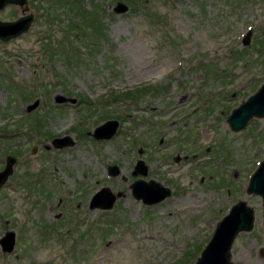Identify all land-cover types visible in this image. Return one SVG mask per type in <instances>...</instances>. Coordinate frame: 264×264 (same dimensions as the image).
<instances>
[{
  "label": "rangeland",
  "instance_id": "obj_1",
  "mask_svg": "<svg viewBox=\"0 0 264 264\" xmlns=\"http://www.w3.org/2000/svg\"><path fill=\"white\" fill-rule=\"evenodd\" d=\"M72 1L27 0L29 29L0 42V169L6 155L16 159L0 188V238L14 235L0 264H193L237 200L254 220L235 237L231 262L264 264L263 205L245 193L264 158V117L237 132L226 124L264 82V0ZM19 14L8 5L0 20ZM86 18L100 34L83 44L76 30ZM48 26L78 35L73 59L66 47L44 55ZM140 86L128 101L112 98ZM18 89L30 98L21 102ZM111 119L115 133L95 140ZM62 136L73 145L53 147ZM139 178L170 195L144 205L129 188ZM102 187L116 195L112 207L88 208Z\"/></svg>",
  "mask_w": 264,
  "mask_h": 264
},
{
  "label": "water",
  "instance_id": "obj_2",
  "mask_svg": "<svg viewBox=\"0 0 264 264\" xmlns=\"http://www.w3.org/2000/svg\"><path fill=\"white\" fill-rule=\"evenodd\" d=\"M27 0H0V10L7 5H14L20 8V14L14 20H0V42H7L25 33L32 21L33 14L28 11ZM248 37V34L247 36ZM245 37V39H246ZM244 39V40H245ZM39 104V99L34 98L30 103L25 104L26 113L34 110ZM264 117V83H262L252 94L248 95L236 107L232 108L226 117V124L232 132L242 130L246 123L252 119ZM118 126L114 119L106 120L95 127L91 136L95 140L109 139ZM70 136L55 137L51 145L55 148H62L73 145ZM34 148L32 152H34ZM16 159L6 155L4 165L0 169V188L6 183L12 173ZM140 160L137 161L135 169L143 173ZM118 168L115 165L107 167L109 175H116ZM130 193L134 199L140 200L144 205L155 204L170 195V189L162 186L153 179L147 181L139 178L133 181L130 186ZM246 194L258 195L261 198L263 210L261 213L262 228L264 232V158L261 159L256 168L248 178L245 188ZM116 195L107 187L96 191L89 200L88 208L109 209L115 201ZM254 212L244 200H237L232 203L227 212L216 222L212 234L193 264H233L230 259V249L235 237L242 232H249L253 227ZM14 235L6 231L0 238V246L6 253L13 248Z\"/></svg>",
  "mask_w": 264,
  "mask_h": 264
},
{
  "label": "trees",
  "instance_id": "obj_3",
  "mask_svg": "<svg viewBox=\"0 0 264 264\" xmlns=\"http://www.w3.org/2000/svg\"><path fill=\"white\" fill-rule=\"evenodd\" d=\"M73 2H74V0L71 3H73ZM35 4L36 5H33L34 9L36 12H39V6L37 5V3H35ZM70 8H72V7H70ZM87 15L89 17L90 14H87ZM86 19H87V22L86 21L84 22V20H82L81 23L79 24V29L76 30V31H79L78 35L80 37V41L83 42V44H84L85 40L93 41L95 39V36H96V35H94V33L98 32L97 34L98 35L100 34V29L98 31V29L96 27H94V26L92 27L90 24L91 23L90 21H89V24H87L88 18H86ZM46 21L48 22V15H47ZM51 21H53V18ZM58 32H60L59 35H57V32L55 31V29L53 30L51 28V26L46 27V29L42 33V36L38 39V41L40 43L41 51H43L44 55L48 54V56H51V55L52 56L53 55L59 56L61 53H63V51H61L62 48L66 47V48L70 49V51H71L70 53H72V54L70 56H68L67 54L63 53V55L69 59H73L75 57V54H77V53L75 50L71 49V47L74 46L71 41L73 40V38H76V36L78 37V35L72 36V33L74 31L71 29H68L67 26L64 28L58 29ZM92 45H94V43H92ZM84 46L88 47V43H86V45H84ZM55 50H56V54L54 52ZM4 75H5V72L0 73V78H3ZM8 83H10V82H8ZM13 88H15V87H13ZM141 88H144V87L140 86L138 89H133L132 91H128V92L123 93L124 97H120L118 95L113 94L112 98L114 101H118V100L128 101V100L132 99V95L137 90H139ZM14 92H17V89H15ZM18 92H19L18 98L20 99L21 102L28 100L32 94V91L31 92H22V90L20 91L19 89H18ZM4 136L11 139L13 137V134L7 133ZM34 189H36V187H34ZM54 234H56L55 236H57V235L59 236L58 233H54ZM177 262L178 261H176V262L174 261L173 263H170V264H177Z\"/></svg>",
  "mask_w": 264,
  "mask_h": 264
}]
</instances>
